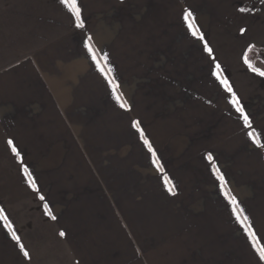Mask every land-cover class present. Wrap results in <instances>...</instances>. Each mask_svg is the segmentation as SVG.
<instances>
[{
	"label": "crops",
	"instance_id": "obj_1",
	"mask_svg": "<svg viewBox=\"0 0 264 264\" xmlns=\"http://www.w3.org/2000/svg\"><path fill=\"white\" fill-rule=\"evenodd\" d=\"M77 6L0 0V264H264V0Z\"/></svg>",
	"mask_w": 264,
	"mask_h": 264
},
{
	"label": "snow or ice",
	"instance_id": "obj_2",
	"mask_svg": "<svg viewBox=\"0 0 264 264\" xmlns=\"http://www.w3.org/2000/svg\"><path fill=\"white\" fill-rule=\"evenodd\" d=\"M59 2L62 5H64L72 13V15H73V17L75 18V21H76L75 27L76 28H83L84 27V23H83V20L81 18V10L77 6V0H59ZM240 11L241 12H245V11H248V9L241 8ZM192 16H193L192 12L189 11V10H187V9H185L184 10V13H183V21L187 25V28H188L189 32L191 33V35L193 37H196L199 40H204V36H203V34L200 33L199 28L196 26L194 20L192 19ZM244 31H245L244 29H241V32L242 33ZM91 39H92L91 37H88L87 39H84L82 41L83 46L87 50L88 54L91 55L92 60L97 62V69L103 74L104 69L100 66V64H99V62L97 60V55L94 52V49H93V47H92V45L90 43ZM204 51L208 52L209 55L212 54V49L207 45L206 42L204 44ZM103 59L106 61L107 60V55H105L103 57ZM245 63L248 64L249 68L253 72L258 73L261 76H264V72H261L259 69L254 68L250 64V62L248 61L246 55H245ZM219 70H220V65L217 63L215 65V69L212 70V75L213 76H217L218 79H220L219 78V75H218ZM109 71H110V69H109ZM106 78H107V76H106ZM220 83L225 86L226 90L229 93L232 94V98L228 101V103L231 104L235 108L236 112L240 114V118H242V120H243L244 127L245 128H251L252 125H251V122L249 120V116H248V114H246L245 109L241 105L240 100L235 95V93L233 92L232 88L229 86L228 81L226 79H220ZM109 84L110 85H113L112 80H109ZM113 95H114V98L119 103L120 102V97L115 95V85H113ZM120 107L125 108L126 107V104L125 103H120ZM132 127L135 128V129H137V131H140L141 132V139H143L144 145L147 146L148 151L152 153L153 157H155L156 156V153L152 149V146L149 143V141L146 138H144V134H143V132L139 128V122L133 121L132 122ZM247 136L258 147L259 146H264V145L261 144V138H260L259 135H257L255 133V130L249 131L247 133ZM7 143L12 148V152L15 153L17 156H19V152L17 151V149L15 147H12L13 141L12 140H8ZM207 159L209 161H212V159H213L212 155L209 154L207 156ZM152 163L158 165V161L156 159H153ZM160 170L163 171L162 168ZM22 171H24L25 173H27V168H23ZM213 171H214V174L216 175L217 179L219 181H221V190L223 191L224 186H225L224 185V177H223V175L220 174L219 169L216 168L215 165H213ZM164 179H165V186L167 187L168 192L174 195L175 194L174 187H171L170 186L171 185V181L167 177H165ZM31 186L33 188H35L34 181L31 182ZM224 195H225V198L228 199L229 203L234 206L232 208V214L236 216L238 222L243 223V221H241V219H240L241 218V215L243 213V209H240L239 208V205H238V203L236 201V198L234 196H229V194L227 192H224ZM40 199L43 200L44 197L41 196ZM44 207H45V209H47L48 208V205L45 204ZM0 213H2V209H0ZM247 219H248V217L245 216L244 217V221H246ZM5 221H7V218L6 217H5ZM6 227H11V226L6 223ZM245 231L247 232V234H248V236H249L250 239L255 240V233L251 230V226L250 225L245 229ZM60 235L63 236L64 235V232H61ZM12 239H14L17 242V244H19L20 251L23 252L24 257H28L29 256V253L24 250V246L22 244H20V238H19V236H17L14 232L12 234ZM252 247L256 249V252L259 255V259L261 261H264V248H257L256 247V243H253Z\"/></svg>",
	"mask_w": 264,
	"mask_h": 264
},
{
	"label": "rangeland",
	"instance_id": "obj_3",
	"mask_svg": "<svg viewBox=\"0 0 264 264\" xmlns=\"http://www.w3.org/2000/svg\"><path fill=\"white\" fill-rule=\"evenodd\" d=\"M259 57H262V54L258 55Z\"/></svg>",
	"mask_w": 264,
	"mask_h": 264
}]
</instances>
